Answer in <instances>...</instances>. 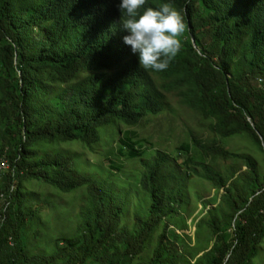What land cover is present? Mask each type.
Masks as SVG:
<instances>
[{"label":"trees","instance_id":"obj_1","mask_svg":"<svg viewBox=\"0 0 264 264\" xmlns=\"http://www.w3.org/2000/svg\"><path fill=\"white\" fill-rule=\"evenodd\" d=\"M119 3L0 0V264H253L264 240V0H146L173 4L186 25L162 72L140 67L124 44ZM177 108L196 125L175 147L185 159L160 149L145 158L133 129ZM120 125L121 136L104 134ZM235 137L262 159L228 148ZM69 143L109 167L81 166L58 147ZM124 160L140 166L136 176ZM32 180L83 189L72 229H55L48 252L27 251L49 209L25 192ZM194 180L212 195L190 190ZM186 217L213 237L194 256L176 232ZM158 228L149 260L134 263Z\"/></svg>","mask_w":264,"mask_h":264},{"label":"rangeland","instance_id":"obj_2","mask_svg":"<svg viewBox=\"0 0 264 264\" xmlns=\"http://www.w3.org/2000/svg\"><path fill=\"white\" fill-rule=\"evenodd\" d=\"M185 126L196 127L193 124V118L184 110L177 108L173 113L164 114L157 118L148 120L143 123L140 128L133 129L137 133V136L142 139L143 147L146 149V153L144 154L145 158H149L154 149H160L168 151L173 155H180L181 159L179 163H181L185 156L179 154L175 150V147L178 146L184 140V131L186 130ZM124 126H114L108 128L104 134L111 135L112 138L117 133L121 136V133L126 130ZM107 140H110L109 138ZM103 146L97 148L98 151H101L103 154L107 147L105 144H109V142L102 143ZM226 145L228 148H237L244 147L247 145L252 149L253 154H255V158L258 160L262 159V156L255 153L254 145L252 141H248L247 143L243 141L240 137H235L226 141ZM59 148H63L65 151H70L72 153L79 155V163L81 166L87 167V169L91 170L93 168L107 169L109 167L108 162L105 160L103 156L95 155L88 150H86L83 146L75 143L69 144H60ZM109 147V146H108ZM81 154V155H80ZM3 161H1L0 169L3 170ZM137 167H140L138 164L132 165L131 162L124 160V170L126 169L130 175L136 176V174L132 173V171L136 170ZM5 170L1 171L4 172ZM123 179V178H122ZM25 192L32 193L36 195L37 199L45 200L49 203V209L42 212L38 219L34 221L32 224V228L26 234L27 238V251L29 253L39 252L41 250L48 252L50 247L46 244L48 236L54 234L55 229H62L67 231V229H72L71 226L74 224L75 214L77 210V206L79 200L83 195V189H78L70 194H62L54 189H52L49 185L40 182V181H26L24 182ZM190 190L202 192L204 195H212V192L208 185L197 183L194 180V184L190 185ZM128 215L132 211V206L135 203L134 197H128ZM192 201V204H194ZM200 206H197L199 209ZM198 215L197 213L194 214ZM197 219H193V217H186V229L176 231L178 234H183V245L182 249L184 251H188L191 255H195L200 250L209 248L213 243V237L210 232L203 226L202 228L196 230L195 222ZM125 225L128 228H132V218L127 216L125 220ZM39 231V233L37 232ZM160 232V228H158L151 239L149 240L147 246L143 250V252L133 260L134 263L139 261H148L151 257L152 250L155 245V237ZM37 233V234H35ZM181 249V248H179ZM183 251V250H182ZM188 255V254H187ZM190 257V254L188 255ZM253 264H264V240L262 242L261 254L259 257L253 261Z\"/></svg>","mask_w":264,"mask_h":264},{"label":"clouds","instance_id":"obj_3","mask_svg":"<svg viewBox=\"0 0 264 264\" xmlns=\"http://www.w3.org/2000/svg\"><path fill=\"white\" fill-rule=\"evenodd\" d=\"M145 4L146 0H120V24L128 33L123 42L138 55L140 67L162 72L180 52L186 25L173 4L144 8Z\"/></svg>","mask_w":264,"mask_h":264},{"label":"built area","instance_id":"obj_4","mask_svg":"<svg viewBox=\"0 0 264 264\" xmlns=\"http://www.w3.org/2000/svg\"><path fill=\"white\" fill-rule=\"evenodd\" d=\"M7 168V163L6 161H3V170Z\"/></svg>","mask_w":264,"mask_h":264},{"label":"bare ground","instance_id":"obj_5","mask_svg":"<svg viewBox=\"0 0 264 264\" xmlns=\"http://www.w3.org/2000/svg\"><path fill=\"white\" fill-rule=\"evenodd\" d=\"M3 164V163H2Z\"/></svg>","mask_w":264,"mask_h":264}]
</instances>
